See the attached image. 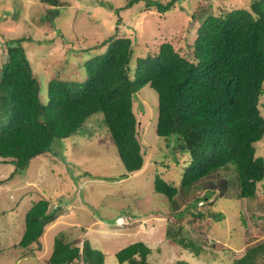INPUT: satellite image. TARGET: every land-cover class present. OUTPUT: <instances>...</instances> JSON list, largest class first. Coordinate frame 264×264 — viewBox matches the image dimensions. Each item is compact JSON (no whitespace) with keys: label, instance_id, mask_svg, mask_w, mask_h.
Segmentation results:
<instances>
[{"label":"trees","instance_id":"obj_1","mask_svg":"<svg viewBox=\"0 0 264 264\" xmlns=\"http://www.w3.org/2000/svg\"><path fill=\"white\" fill-rule=\"evenodd\" d=\"M42 1L50 6L47 18H54L67 5L65 0ZM136 1L129 0L126 7ZM144 1L160 12L170 10L177 2ZM121 9L114 10L118 15L114 33L92 47L105 45V50L83 62L86 77L50 78L46 102L40 97V83L25 51L24 42L33 38L21 36L5 41L0 68V157L15 165L11 175L23 172L32 158L51 150L56 140L79 132L98 112L102 113L127 170L123 176L142 169L145 154L138 136L134 98L149 85L158 94L156 132L165 138L172 136L170 152L184 156L179 183L160 174L155 176V191L168 199L155 213L178 209L174 198L180 187L189 189L223 168H232L236 173L234 191L239 199H244L245 207L251 199H264L258 184L264 186V157L256 147L264 137L260 101L264 95V0H254L250 7L223 8L219 14L206 12L198 19L193 42L185 48L192 53L190 56L171 41H164L158 50L138 56L135 62V40L118 34ZM204 188L205 196L187 202L175 212L176 216L191 215V221L198 222L211 213L214 217L209 216L210 219L228 235L229 225L223 212L199 206L207 197L221 196L215 187ZM258 204L264 210L263 204ZM62 205L61 201L54 205L47 198L32 202L25 215L23 235L17 242V247L26 248V255L35 254L33 243L42 247L41 237L63 210ZM257 205L247 207L255 221L264 219V214H255ZM236 216L242 219L245 229L244 209ZM182 229L177 226L174 231L168 227L167 235L198 255L202 244L191 235L182 234ZM151 251L144 241L138 240L119 249L116 257L120 264H149ZM229 259L230 264H264V240ZM76 261L104 264L105 254L93 247L88 238L80 246L59 230L44 264ZM206 264L217 263L210 258Z\"/></svg>","mask_w":264,"mask_h":264},{"label":"rangeland","instance_id":"obj_2","mask_svg":"<svg viewBox=\"0 0 264 264\" xmlns=\"http://www.w3.org/2000/svg\"><path fill=\"white\" fill-rule=\"evenodd\" d=\"M65 1L67 5L61 7L57 16L47 18L50 6L42 0H0V68L7 39L33 38L24 42V46L39 80L43 102L47 101L50 78L86 77L83 62L106 46L92 47L114 33L118 19L115 8H122L118 34L135 40L132 61L135 62L138 56L158 50L164 41H171L180 52L190 56L192 53L185 48L193 42L198 19L206 12L219 14L223 8L250 7L254 0H177L164 12L148 7L144 0L129 7H126L129 0ZM260 101L264 114V95ZM134 110L145 163L142 169L125 177L127 170L101 112L90 116L79 132L56 140L51 150L32 158L23 172L11 175L15 165L0 157V264H44L59 230H64L67 239L80 246L88 238L93 247L104 252V264H120L116 252L138 240L152 250L149 264H206L210 258L217 264H230L229 258L264 240V219L255 221L247 210L258 203L264 206V199H251L245 207L244 199H239L234 191L236 173L232 168H223L189 189L180 187L174 198L178 209L155 213L168 200L165 194L155 191V176L160 174L179 183L184 156L181 152H170L172 147L168 144L172 136L165 138L156 132L158 94L149 85L136 93ZM256 147L257 153L264 157V137ZM258 184L264 197V186ZM204 187H215L221 196L207 197L199 206L222 211L229 225L228 235L225 229L217 227L218 222L210 219L211 213L198 222H192L191 215L176 216L175 212L187 202L205 196ZM41 198L50 199L54 205L61 201L63 210L46 227L42 247L33 243L35 254L26 255V248L17 247V242L25 229L27 210ZM260 208L258 204L255 214H264ZM241 209L247 219L245 229L242 219L236 216ZM177 226L183 227L182 234L191 235L202 244L198 255L168 237V227L175 231Z\"/></svg>","mask_w":264,"mask_h":264},{"label":"water","instance_id":"obj_3","mask_svg":"<svg viewBox=\"0 0 264 264\" xmlns=\"http://www.w3.org/2000/svg\"><path fill=\"white\" fill-rule=\"evenodd\" d=\"M210 215L214 217V215H212V214H210Z\"/></svg>","mask_w":264,"mask_h":264}]
</instances>
